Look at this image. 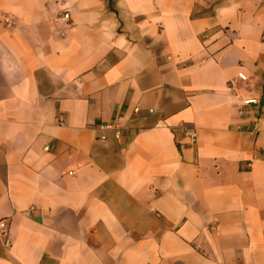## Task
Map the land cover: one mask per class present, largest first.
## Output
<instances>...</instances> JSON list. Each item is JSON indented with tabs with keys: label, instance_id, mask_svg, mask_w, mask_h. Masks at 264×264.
I'll use <instances>...</instances> for the list:
<instances>
[{
	"label": "crops",
	"instance_id": "crops-1",
	"mask_svg": "<svg viewBox=\"0 0 264 264\" xmlns=\"http://www.w3.org/2000/svg\"><path fill=\"white\" fill-rule=\"evenodd\" d=\"M262 33L264 0H0V264H264Z\"/></svg>",
	"mask_w": 264,
	"mask_h": 264
},
{
	"label": "built area",
	"instance_id": "built-area-1",
	"mask_svg": "<svg viewBox=\"0 0 264 264\" xmlns=\"http://www.w3.org/2000/svg\"><path fill=\"white\" fill-rule=\"evenodd\" d=\"M69 12L65 11L61 15V19L68 20L69 19ZM4 22L7 24H10V19L8 17L4 18ZM206 36V35H205ZM237 77L241 80L246 79V75L243 72H238ZM231 85H233V81L230 80ZM138 107L134 108L135 112H138ZM238 114L239 115H252V121L254 123V129L256 131H260L261 129H264V111H262V107L260 105L259 100L256 98H243L241 101V105L238 108ZM123 125L119 118L107 121V122H101L96 126V129L100 132L99 138L100 139H106V132L111 131L115 138L120 139L122 135ZM187 137L189 138L190 143H194L196 141V130L194 128H187L186 129ZM47 148V147H46ZM73 171H69V173H72ZM33 208V207H31ZM7 231V220L5 217L0 216V235H5ZM5 244L8 245L9 241L6 238Z\"/></svg>",
	"mask_w": 264,
	"mask_h": 264
},
{
	"label": "rangeland",
	"instance_id": "rangeland-1",
	"mask_svg": "<svg viewBox=\"0 0 264 264\" xmlns=\"http://www.w3.org/2000/svg\"><path fill=\"white\" fill-rule=\"evenodd\" d=\"M262 36H264V33H262Z\"/></svg>",
	"mask_w": 264,
	"mask_h": 264
}]
</instances>
